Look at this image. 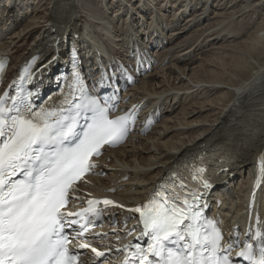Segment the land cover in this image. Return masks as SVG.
Returning <instances> with one entry per match:
<instances>
[{
    "label": "bare ground",
    "instance_id": "bare-ground-1",
    "mask_svg": "<svg viewBox=\"0 0 264 264\" xmlns=\"http://www.w3.org/2000/svg\"><path fill=\"white\" fill-rule=\"evenodd\" d=\"M37 1L14 0L20 4L17 8H8L7 3L0 0V9L4 11L3 19H0V54H8L14 61L9 79L19 74L25 63L42 51L48 37L60 26L63 29L74 26L81 34L87 32L86 35L103 40L122 56L129 57L131 44L137 42L145 52L149 48L145 34L153 23L157 24L165 15L181 17L191 10L190 15L185 16L184 24L178 23L177 28L170 29L168 46L164 45L158 52L147 50L155 59L153 71L137 73L136 84L123 93L129 103L141 107L142 113L151 112L160 119L146 134L133 131L125 143L108 148L97 158L99 174L79 185L80 194H108L132 205L142 201L177 161L195 150L209 149L217 155L235 158L238 166L248 164L250 167L252 160L264 149V61L256 57L264 54V22L259 21L260 26L256 25L259 29L252 30L238 43L236 40L242 32L237 28L241 25L238 27L237 24V28L233 25L236 21L233 17L238 13L232 17L234 21L231 20L229 26L219 21L201 24L211 12L225 16L229 9L239 7V12L247 15L253 10L249 7L250 0L239 5V0H40L45 6ZM261 4L264 5V0H254L251 5L255 9ZM22 15L27 17L26 21ZM167 20L171 21L167 25L169 28L176 19ZM196 22L197 28L191 30ZM205 27L211 32L222 30L227 35L222 33L223 42H230L228 47L240 48L243 52L219 55L218 42L215 46L212 44L211 49L205 48L204 35L208 34ZM163 28L158 27L161 35L165 34L166 27ZM184 32L198 34L192 45L188 46L186 38L175 41ZM215 34H208V38L214 39ZM192 50L196 55L201 52L205 56L193 57ZM244 51L248 53L244 55ZM83 58L85 72L93 74L95 58L86 59L85 55ZM184 61L187 62L185 65L182 64ZM195 63L199 65L198 69L194 68ZM42 72L45 75L38 81V87L44 91L49 84L46 79L52 80L54 70L49 67ZM117 81L118 87L124 89L126 82L120 75ZM189 118L194 120L187 122ZM248 171L238 169L241 178H245L242 181L247 182ZM234 193L239 200L226 201L218 210L224 217L222 225L225 228L245 217L246 185L237 186ZM233 211L235 219L231 221ZM114 212L121 218L126 216L119 209ZM124 231L106 228L109 233L106 237L113 239L107 242L112 243Z\"/></svg>",
    "mask_w": 264,
    "mask_h": 264
},
{
    "label": "snow or ice",
    "instance_id": "snow-or-ice-1",
    "mask_svg": "<svg viewBox=\"0 0 264 264\" xmlns=\"http://www.w3.org/2000/svg\"><path fill=\"white\" fill-rule=\"evenodd\" d=\"M3 69L0 61V72ZM74 78L79 81V73H74ZM31 95L12 97V107L0 100V264H79V255L69 251L64 228L66 223H78L67 221V217L82 214L64 213L62 209L73 185L95 166L91 157L99 155L103 145L126 137L129 118L109 119L107 108L85 98L86 105L95 107L91 123L81 136L76 130L78 110L85 105L76 104L77 114L72 116L63 115V108L33 111ZM74 137L78 142H72ZM18 171L24 173V179L13 180ZM203 171L197 169L198 173ZM203 186L210 185L203 181ZM179 187L185 185L181 182ZM199 199L197 193L161 185L142 207L129 209L140 214L143 235L150 239L146 249L135 245L132 255L140 264H231L229 256L222 254V236L214 223L193 210V202ZM88 203L85 212L95 214L94 205L101 201ZM255 235L261 239L260 232ZM91 250L97 256L104 255ZM238 256L250 264H264V239L258 256L251 243H245Z\"/></svg>",
    "mask_w": 264,
    "mask_h": 264
},
{
    "label": "rangeland",
    "instance_id": "rangeland-1",
    "mask_svg": "<svg viewBox=\"0 0 264 264\" xmlns=\"http://www.w3.org/2000/svg\"><path fill=\"white\" fill-rule=\"evenodd\" d=\"M47 1H49V0H47ZM93 2L94 1H97V0H92ZM244 1L245 2H248L247 0H239L238 1V5L239 4H243L244 3ZM256 1V0H255ZM32 2H38L37 0H32ZM254 2V0H250V2H249V7H251L253 10H251L250 12H248L247 13V15L246 14H242V13H240L239 11V7H237V8H234V9H236L235 11H234V9L232 10V9H229L228 11H226L225 12V16H224V14H220V13H212L211 12V14L208 16V17H204V19L203 20H201V24H207V25H209V22H211V23H217L218 21L219 22H225L226 24V26L228 25H231L232 24V22L234 21V19L236 18V21H234V24L233 25H235L234 27L235 28H237V24H238V27H239V25H241V27L245 30H243V29H240V28H237V30L240 32V30H241V32L242 33H240V36L241 37H239V38H237V43L238 42H240V41H243L244 39H245V37L247 38V36L251 33V32H253L252 30H258L259 28V26H260V22H264V10H263V12H262V8L264 7V5H262V6H258V8L256 9H254L253 7H252V3ZM39 3L40 4H43L44 6H45V3H42L40 0H39ZM251 5V6H250ZM260 7V8H259ZM260 9V10H259ZM167 10H170V9H167ZM215 10V9H214ZM232 10V11H231ZM32 10L30 9V11L29 12H31ZM172 11V13L171 14H173L174 12H173V10H171ZM187 11H190L191 12V10L189 9V10H187ZM187 11H185V13L183 14V16H181V17H178V15H176V17H173L172 15L171 16H169V17H167V15H165V16H163V17H161V19L160 20H163L164 22H166V23H171V21L170 20H167L168 18L169 19H172V18H179L178 19V21H177V25L175 26V28H177L178 27V23H182V24H184L186 21H187V18L185 17V16H187V15H190V13H187ZM220 12H221V10H219ZM216 12H218V10L216 11ZM231 13V14H230ZM237 13H238V15H237ZM240 13V14H239ZM256 13V14H255ZM166 14H168V12L166 13ZM233 14V15H232ZM248 14H249V17H248ZM235 15H237V16H235ZM233 16H235V17H233ZM238 16H241V17H238ZM22 17L24 18L23 19V21H26V16L25 15H22ZM226 17V18H225ZM232 17L234 18L233 20H232ZM150 18L151 17H149V20H150ZM225 19V20H224ZM230 19V20H229ZM263 19V20H262ZM177 20V19H176ZM230 21L231 22V20H232V22L230 23L229 22V24H228V21ZM238 21L240 22V23H238ZM260 21V22H259ZM243 22V23H242ZM175 23V22H174ZM174 23H172V24H174ZM171 24V25H172ZM196 24H198L197 22L195 23V24H193V28L191 29V30H193L194 28H197L195 25ZM256 25H258V27L256 26ZM21 26H22V24H21ZM20 26V27H21ZM249 26V27H248ZM17 28V27H16ZM174 29V28H173ZM207 28L205 27V30H206ZM243 30V31H242ZM172 31V30H171ZM207 32H208V34H212V33H216L215 34V36L213 37L214 39H209L208 37H209V35L207 36V35H204V37H205V42H204V44H203V46H206L205 48H208V49H211L210 47H212L213 45L215 46V45H217L218 43V45L220 46L219 48H218V51H220V54L219 55H221V54H223V56H224V54H227V55H229V54H241L242 52H243V49L241 50L240 48L237 50V49H232V47L230 48V47H228V46H230V44H232V43H230V42H223V36H224V34H225V32H223L222 30H215V31H213V32H211L210 30H206ZM220 33V35H218ZM222 33H224V34H222ZM198 34H195V33H193V34H186L185 32L184 33H181L178 37H176V42H180V41H182L183 39H187L188 40V46H190V45H192L194 42V38L197 36ZM214 35V34H213ZM226 35V34H225ZM221 36V37H220ZM227 36V35H226ZM217 37V38H216ZM219 37V38H218ZM31 40L32 39H30L29 40V42H31ZM173 40V39H172ZM239 40V41H238ZM215 41V42H214ZM218 42V43H217ZM215 43V44H214ZM217 43V44H216ZM206 44V45H205ZM213 44V45H212ZM220 44H223V46L222 45H220ZM226 44V45H225ZM212 45V46H211ZM225 46H227V48H224ZM244 46H242L241 48H243ZM220 49V50H219ZM193 52H191V54L193 55V57H198V56H205V54H203V53H201V52H199V54H195V52L196 51H194V50H192ZM224 51V52H223ZM241 51V52H240ZM149 52H151V51H149ZM226 52V53H225ZM246 53H248V51H244V55L246 54ZM207 54V53H206ZM231 56V55H230ZM220 57V56H219ZM246 57H248V56H246ZM256 57H257V59L259 60V61H264V54H262V56H257L256 55ZM229 58V57H228ZM185 62V61H184ZM187 62H185V63H182V64H186ZM211 65V64H210ZM199 65L197 64V63H195L194 64V68L195 69H198L197 67H198ZM218 93H220L221 94V92H218ZM218 93H214L215 95H218ZM214 96V95H213ZM201 100H204V99H201ZM229 100V99H228ZM227 100V101H228ZM248 102H250V103H253L252 101H248ZM230 112V111H229ZM228 112V113H229ZM228 113L225 115V116H227L228 115ZM191 120H194V118H189L188 119V121L187 122H189V121H191Z\"/></svg>",
    "mask_w": 264,
    "mask_h": 264
}]
</instances>
